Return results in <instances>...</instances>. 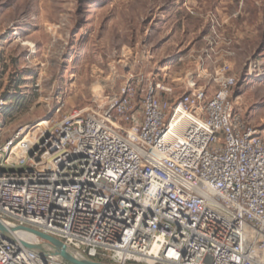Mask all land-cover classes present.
Listing matches in <instances>:
<instances>
[{"label":"built area","instance_id":"1","mask_svg":"<svg viewBox=\"0 0 264 264\" xmlns=\"http://www.w3.org/2000/svg\"><path fill=\"white\" fill-rule=\"evenodd\" d=\"M229 68L211 95L151 84L136 102L126 84L22 126L0 142V220L112 264H264V134L236 108ZM0 264L62 262L0 232Z\"/></svg>","mask_w":264,"mask_h":264},{"label":"rangeland","instance_id":"2","mask_svg":"<svg viewBox=\"0 0 264 264\" xmlns=\"http://www.w3.org/2000/svg\"><path fill=\"white\" fill-rule=\"evenodd\" d=\"M226 64L236 108L264 134V0H0V142L126 84L136 102L151 84L211 95Z\"/></svg>","mask_w":264,"mask_h":264},{"label":"water","instance_id":"3","mask_svg":"<svg viewBox=\"0 0 264 264\" xmlns=\"http://www.w3.org/2000/svg\"><path fill=\"white\" fill-rule=\"evenodd\" d=\"M0 220V232L8 239L16 240L14 234L27 233L34 237V240H20V243L27 249L37 253L43 260L47 257H54L62 264H112L91 259L84 252L68 246L60 239L46 234L37 229L22 226L13 222Z\"/></svg>","mask_w":264,"mask_h":264},{"label":"bare ground","instance_id":"4","mask_svg":"<svg viewBox=\"0 0 264 264\" xmlns=\"http://www.w3.org/2000/svg\"><path fill=\"white\" fill-rule=\"evenodd\" d=\"M45 122L43 120L41 121H37L33 124H30V125H33V129H37L39 127H41ZM33 132H30L29 135L27 136V138L32 134ZM3 224H6L4 221H3ZM16 239L17 240H34V237L30 234H27V233H21L19 232L18 234H14Z\"/></svg>","mask_w":264,"mask_h":264}]
</instances>
